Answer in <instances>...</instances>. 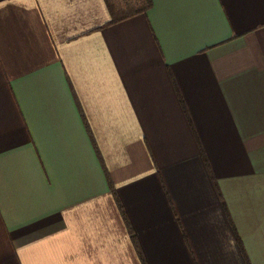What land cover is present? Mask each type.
I'll return each instance as SVG.
<instances>
[{
    "label": "crops",
    "instance_id": "0c3cea01",
    "mask_svg": "<svg viewBox=\"0 0 264 264\" xmlns=\"http://www.w3.org/2000/svg\"><path fill=\"white\" fill-rule=\"evenodd\" d=\"M0 0V264H264V0Z\"/></svg>",
    "mask_w": 264,
    "mask_h": 264
},
{
    "label": "trees",
    "instance_id": "16d2710c",
    "mask_svg": "<svg viewBox=\"0 0 264 264\" xmlns=\"http://www.w3.org/2000/svg\"><path fill=\"white\" fill-rule=\"evenodd\" d=\"M150 4H151V1L150 0H144V5H143L144 6V9L143 10L148 9L150 7L149 6Z\"/></svg>",
    "mask_w": 264,
    "mask_h": 264
}]
</instances>
